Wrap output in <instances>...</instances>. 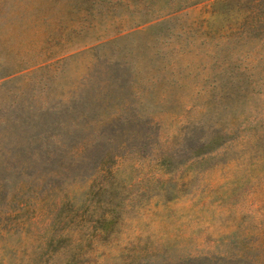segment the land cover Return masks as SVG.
I'll return each instance as SVG.
<instances>
[{"label":"rangeland","instance_id":"obj_1","mask_svg":"<svg viewBox=\"0 0 264 264\" xmlns=\"http://www.w3.org/2000/svg\"><path fill=\"white\" fill-rule=\"evenodd\" d=\"M0 264H264V0H0Z\"/></svg>","mask_w":264,"mask_h":264},{"label":"trees","instance_id":"obj_2","mask_svg":"<svg viewBox=\"0 0 264 264\" xmlns=\"http://www.w3.org/2000/svg\"><path fill=\"white\" fill-rule=\"evenodd\" d=\"M115 116H117V115H115ZM202 142L203 143L199 147V150L204 152V151L208 150V147L210 146V143L206 144L205 141H202Z\"/></svg>","mask_w":264,"mask_h":264}]
</instances>
